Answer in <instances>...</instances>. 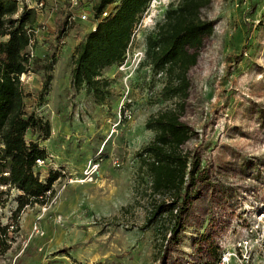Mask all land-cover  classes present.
Masks as SVG:
<instances>
[{
    "label": "rangeland",
    "instance_id": "1",
    "mask_svg": "<svg viewBox=\"0 0 264 264\" xmlns=\"http://www.w3.org/2000/svg\"><path fill=\"white\" fill-rule=\"evenodd\" d=\"M178 1L150 2L124 66L102 70L109 96L101 103L70 84L72 58L93 27L91 15L82 21L68 0H44L33 48L43 59L53 56L51 80L41 96L42 70L25 75L22 84L26 110L50 126L48 138L34 136L47 151L36 169L42 179L50 170L60 176L44 213L41 204L20 212L0 264H264V0H211L202 9L213 32L188 71L183 101L162 97L165 77L144 55L145 37ZM177 102H184L181 120L195 131L183 148L200 163L182 228L166 241L169 216L145 226L157 197L136 153L154 134L144 126L147 117ZM92 164L98 166L90 174ZM17 194L11 188L1 195V224L9 221Z\"/></svg>",
    "mask_w": 264,
    "mask_h": 264
},
{
    "label": "trees",
    "instance_id": "2",
    "mask_svg": "<svg viewBox=\"0 0 264 264\" xmlns=\"http://www.w3.org/2000/svg\"><path fill=\"white\" fill-rule=\"evenodd\" d=\"M90 2L86 6L93 27L76 46L70 84L75 90L84 88L102 103L109 96V81L101 77L102 70L124 63L136 27L151 0ZM210 2L179 0L175 6L170 3L162 19L155 23L154 34L145 37V60L154 73L164 75L161 93L165 99L177 97L183 101L188 95V71L197 62L203 38L213 32L212 21L201 16ZM105 10L107 14L102 15ZM36 19L37 11L20 0H0V197L11 188L18 191L9 221L0 223V254L10 247L8 234L17 231L20 212L44 203L46 192H52V184L60 176L57 170H50L42 179L36 169L35 160L46 158L47 151L34 136L41 133L43 139L48 138L50 126L35 112L26 110L27 94L20 78L42 70L39 96L47 91L51 80L53 56L43 59L34 53L31 57L28 49L33 38L30 29ZM67 24L66 16L57 27L58 37ZM183 106L184 102H177L173 108L149 115L144 126L154 132L153 137L136 153L150 178V192L157 197L145 226L161 215L169 216L173 225L166 241L174 239L182 228L181 215L193 198L191 189L200 163L197 156L183 148L195 135L193 128L180 118Z\"/></svg>",
    "mask_w": 264,
    "mask_h": 264
},
{
    "label": "built area",
    "instance_id": "3",
    "mask_svg": "<svg viewBox=\"0 0 264 264\" xmlns=\"http://www.w3.org/2000/svg\"><path fill=\"white\" fill-rule=\"evenodd\" d=\"M23 4L26 5V7L28 8H34L36 11H38L39 9L41 10L42 7L44 6V0H20ZM153 1V0H151ZM83 2H85V0H68V3H69V7H70V10L74 11L75 10V15L77 16V18L79 20H82V21H85L89 18L90 16V11L88 8H84L82 6ZM107 14V11L105 10L102 15H106ZM73 13L70 14V16H75ZM32 31V36H34V32L37 31L36 27L34 26V28L30 29ZM29 53H30V56L32 57L34 55V48H33V38L30 40V43H29ZM136 57V56H135ZM135 61V60H134ZM133 61V62H134ZM139 61H140V58H138L136 61H135V64L134 66H136L137 64H139ZM121 66H124V63L121 64ZM136 68V67H135ZM25 75H28V74H22L21 75V80H23L22 78L25 76ZM45 161H46V158H37L35 160V164L36 166H42L45 164ZM98 164H92L91 165V170L89 171L90 174L93 173V169L94 168H97ZM89 174V175H90ZM49 194H50V191H47L46 192V200L44 203L41 204L40 206V209L41 211L44 213L47 209H48V197H49ZM34 230L38 231L37 230V227L34 226ZM39 234H43V231H40Z\"/></svg>",
    "mask_w": 264,
    "mask_h": 264
},
{
    "label": "bare ground",
    "instance_id": "4",
    "mask_svg": "<svg viewBox=\"0 0 264 264\" xmlns=\"http://www.w3.org/2000/svg\"><path fill=\"white\" fill-rule=\"evenodd\" d=\"M79 182H82V181H79Z\"/></svg>",
    "mask_w": 264,
    "mask_h": 264
}]
</instances>
